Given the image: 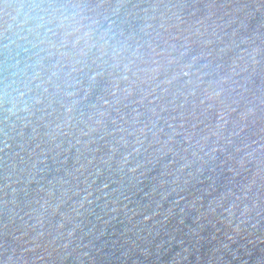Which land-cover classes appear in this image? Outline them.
<instances>
[{"label": "water", "instance_id": "water-1", "mask_svg": "<svg viewBox=\"0 0 264 264\" xmlns=\"http://www.w3.org/2000/svg\"><path fill=\"white\" fill-rule=\"evenodd\" d=\"M0 264H264V0H0Z\"/></svg>", "mask_w": 264, "mask_h": 264}]
</instances>
